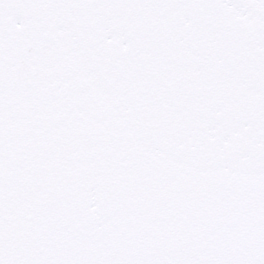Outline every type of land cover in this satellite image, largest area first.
Instances as JSON below:
<instances>
[{
	"label": "snow or ice",
	"instance_id": "obj_1",
	"mask_svg": "<svg viewBox=\"0 0 264 264\" xmlns=\"http://www.w3.org/2000/svg\"><path fill=\"white\" fill-rule=\"evenodd\" d=\"M0 264H264V0H0Z\"/></svg>",
	"mask_w": 264,
	"mask_h": 264
}]
</instances>
